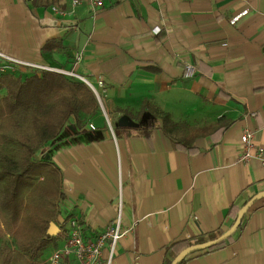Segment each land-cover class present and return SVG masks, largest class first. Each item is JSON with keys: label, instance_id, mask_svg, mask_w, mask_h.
<instances>
[{"label": "crops", "instance_id": "0c3cea01", "mask_svg": "<svg viewBox=\"0 0 264 264\" xmlns=\"http://www.w3.org/2000/svg\"><path fill=\"white\" fill-rule=\"evenodd\" d=\"M49 41L61 47L43 53ZM0 51L88 77L99 94L97 114L70 118L36 153L61 174L57 246L43 261L62 246L69 219L80 221L88 240L116 220L119 184L122 226H136L110 264H165L172 241L225 232L264 190V167L238 159L244 129L264 148V0H106L99 9L70 0H0ZM187 63L197 68L192 78L183 77ZM144 102L193 126L230 124L218 142L198 138V151L188 154L165 136L160 119L147 126L153 115ZM106 254L104 248L100 264ZM184 264H264V199L230 242L195 251Z\"/></svg>", "mask_w": 264, "mask_h": 264}, {"label": "trees", "instance_id": "16d2710c", "mask_svg": "<svg viewBox=\"0 0 264 264\" xmlns=\"http://www.w3.org/2000/svg\"><path fill=\"white\" fill-rule=\"evenodd\" d=\"M60 47V41H49L41 51L50 53ZM145 107L153 115L147 119V126L154 127L155 120L160 119L165 136L176 149L188 154L198 151V138L218 142L230 124L218 119L193 126L174 121L148 102L142 104V109ZM99 110L93 91L64 74L43 71L0 77V264H44V251L50 245L57 246L59 235L51 236L47 230L58 214L61 174L54 164L37 160L36 153L60 135L70 118L78 123ZM223 233L216 230L172 241L165 247V264H171L183 249ZM232 239L233 235L202 251H215Z\"/></svg>", "mask_w": 264, "mask_h": 264}, {"label": "built area", "instance_id": "2783aa9c", "mask_svg": "<svg viewBox=\"0 0 264 264\" xmlns=\"http://www.w3.org/2000/svg\"><path fill=\"white\" fill-rule=\"evenodd\" d=\"M88 4L92 9L104 8L106 6V0H70L71 6H77L80 4ZM52 12L59 13L61 15L65 12L59 11L56 6H50ZM38 10L43 16H46L47 8L43 6H38ZM162 11H166V8H162ZM243 13H246L244 11ZM236 18H234L235 20ZM83 58V51H78L74 58V65L80 63ZM22 69L29 72H43L51 71L64 74L68 77L75 78L77 80L85 83L93 93L96 98L99 96L94 86L91 84L90 78L81 76L74 71H67L58 68H51L46 65H42L35 62H27L0 51V77L4 74L13 73ZM197 74V68L191 64L187 63L183 66V77L192 78ZM98 84L101 86L102 82L99 81ZM88 126L94 129L92 123H88ZM43 147L39 148L42 151ZM239 161L245 162L250 159L257 160L261 166L264 167V148L257 146L253 143V134L249 129H244L241 135V150L239 154ZM118 214L116 220L108 225L103 230L95 234L94 238L88 240L84 237L80 221L76 218H71L68 220V229L61 247L54 249L45 261L42 260L44 264H65L67 261H73L75 264H100L103 257V249H107V254L105 256V263L110 264L115 256L117 245L120 239L127 234L128 231L134 230L136 222H134L130 228L124 229L121 223V206H122V187L119 184L118 187Z\"/></svg>", "mask_w": 264, "mask_h": 264}, {"label": "water", "instance_id": "95a60500", "mask_svg": "<svg viewBox=\"0 0 264 264\" xmlns=\"http://www.w3.org/2000/svg\"><path fill=\"white\" fill-rule=\"evenodd\" d=\"M264 199V190L260 191L256 194H253L247 202L241 207L238 211L237 217L233 223V225L226 230L219 237L211 240H207L203 243L193 244L182 251H180L175 258L172 260L171 264H179L183 259L187 258L191 253L195 251H201L207 249L212 246H216L220 244L222 241L226 240L230 236L234 235L236 230L240 227L243 217L246 215L247 211L254 205L258 200ZM58 227L55 222H52L47 230V233L51 236L56 235L58 233Z\"/></svg>", "mask_w": 264, "mask_h": 264}]
</instances>
